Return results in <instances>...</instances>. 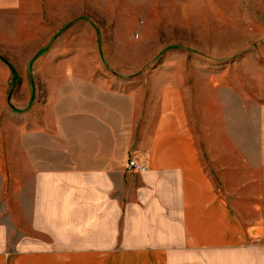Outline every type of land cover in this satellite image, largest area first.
Here are the masks:
<instances>
[{"label": "crops", "instance_id": "crops-1", "mask_svg": "<svg viewBox=\"0 0 264 264\" xmlns=\"http://www.w3.org/2000/svg\"><path fill=\"white\" fill-rule=\"evenodd\" d=\"M57 63L45 81L0 65V264H264V199L221 196L178 87L147 108Z\"/></svg>", "mask_w": 264, "mask_h": 264}, {"label": "rangeland", "instance_id": "rangeland-1", "mask_svg": "<svg viewBox=\"0 0 264 264\" xmlns=\"http://www.w3.org/2000/svg\"><path fill=\"white\" fill-rule=\"evenodd\" d=\"M4 1L0 65L45 81L81 60L84 76L147 108L152 91L178 87L221 196L264 199V0ZM240 158L255 177L234 178Z\"/></svg>", "mask_w": 264, "mask_h": 264}, {"label": "built area", "instance_id": "built-area-1", "mask_svg": "<svg viewBox=\"0 0 264 264\" xmlns=\"http://www.w3.org/2000/svg\"><path fill=\"white\" fill-rule=\"evenodd\" d=\"M126 168L131 170L143 171L145 169V166H143L142 164H138L134 159H129L127 161Z\"/></svg>", "mask_w": 264, "mask_h": 264}]
</instances>
